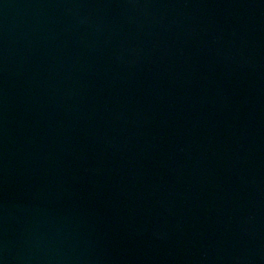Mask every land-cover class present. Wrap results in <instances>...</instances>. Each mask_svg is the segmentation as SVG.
Masks as SVG:
<instances>
[{
  "label": "water",
  "instance_id": "obj_1",
  "mask_svg": "<svg viewBox=\"0 0 264 264\" xmlns=\"http://www.w3.org/2000/svg\"><path fill=\"white\" fill-rule=\"evenodd\" d=\"M0 264H264V0H0Z\"/></svg>",
  "mask_w": 264,
  "mask_h": 264
}]
</instances>
